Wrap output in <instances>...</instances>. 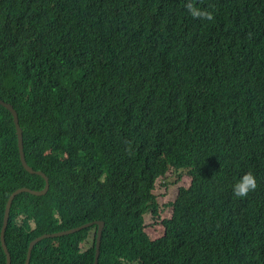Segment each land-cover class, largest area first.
<instances>
[{"label": "trees", "instance_id": "obj_1", "mask_svg": "<svg viewBox=\"0 0 264 264\" xmlns=\"http://www.w3.org/2000/svg\"><path fill=\"white\" fill-rule=\"evenodd\" d=\"M185 4L0 0V99L49 178L47 194L12 202L11 264L35 238L96 221L98 264H264V0H197L213 20ZM171 169L191 186L152 241L144 217H159L155 185ZM249 170L258 187L234 197ZM45 186L0 105V264L9 197ZM96 239L93 225L42 240L30 264H94Z\"/></svg>", "mask_w": 264, "mask_h": 264}, {"label": "water", "instance_id": "obj_2", "mask_svg": "<svg viewBox=\"0 0 264 264\" xmlns=\"http://www.w3.org/2000/svg\"><path fill=\"white\" fill-rule=\"evenodd\" d=\"M0 105L7 108L12 113V115L14 117L22 165L30 174L41 175L46 181V186L41 191L40 190L39 191L38 190H31L28 188H20V189L16 190L14 193H12L11 196L9 197V200H8L7 206H6V210H5V214H4V222H3L2 232H1V244H2V248H3V250L6 254V257H7V264H11V256H10V253H9L7 245H6L5 233H6V229H7L8 225H9V221H10V211H11V207H12V202L17 195L24 193V192L30 193L31 195H34V196H42V195L46 194L49 190V178L41 171H34L27 164V161L25 158V153H24V147H23V130H22L20 123H19V117H18L17 111L14 109V107L11 104H7L4 101H2L1 99H0ZM93 225L98 226L97 240H96V256H95V263H94V264H98L99 257H100L101 238H102V234H103L104 226H105V224L103 222L86 223V224H83V225L76 227V228H72V229L61 231V232L54 233V234H45L43 236L36 238L35 240L30 242V246H29V250H28V257H27L25 264H30L32 249L41 240L74 234V233H76L82 229L89 228Z\"/></svg>", "mask_w": 264, "mask_h": 264}, {"label": "rangeland", "instance_id": "obj_3", "mask_svg": "<svg viewBox=\"0 0 264 264\" xmlns=\"http://www.w3.org/2000/svg\"><path fill=\"white\" fill-rule=\"evenodd\" d=\"M191 185V177L186 171L169 170L164 178L157 181L155 187V196L157 199L159 218L153 217L151 214L145 215L146 232L151 239L156 240L164 235V225L162 222L171 218L172 209L165 206L176 200L181 188H188ZM78 224L76 220L69 221L67 219L61 220L57 228H63L64 226H74ZM13 225V223H11ZM89 240L85 243L84 248H87L93 237V231L89 235Z\"/></svg>", "mask_w": 264, "mask_h": 264}, {"label": "clouds", "instance_id": "obj_4", "mask_svg": "<svg viewBox=\"0 0 264 264\" xmlns=\"http://www.w3.org/2000/svg\"><path fill=\"white\" fill-rule=\"evenodd\" d=\"M186 10L188 11L189 15H191L193 17V19H206V20H213L214 19V13L209 12L207 10L201 9L200 7L197 6V0H186V4H185ZM3 101V100H2ZM5 102V101H4ZM6 103V102H5ZM9 104V103H7ZM4 107V106H3ZM7 109V108H6ZM8 110V109H7ZM9 111V110H8ZM10 112V111H9ZM11 113V112H10ZM12 114V113H11ZM13 116V115H12ZM19 117V115H18ZM14 119V117H13ZM20 123V122H19ZM23 130V129H22ZM23 147H24V137H23ZM19 148V146H18ZM129 151H131V146H129ZM20 153V150H19ZM25 153V151H24ZM26 158V155H25ZM21 160V157H20ZM27 161V160H26ZM22 163V162H21ZM28 164V163H27ZM24 167V166H23ZM25 169V168H24ZM33 169V168H32ZM26 170V169H25ZM27 171V170H26ZM28 172V171H27ZM161 179V178H160ZM159 180V179H158ZM157 180V181H158ZM157 183V182H156ZM191 186V185H190ZM156 187V185H155ZM258 187V183H257V178L254 174L253 171L249 170L247 173H245L242 177L239 178V180H237L234 185L232 186V191H233V195L236 198H246L248 196V194L254 190H256V188ZM189 188V187H188ZM187 189V188H186ZM155 191V190H154ZM47 194V193H46ZM155 194V193H154ZM45 195V194H44ZM43 196V195H42ZM177 199V198H176ZM170 208V207H169ZM172 209V208H171ZM172 215H173V210H172ZM173 216H171L172 219ZM145 218V217H144ZM156 218V217H155ZM159 218V217H158ZM167 220V219H166ZM96 222H103V221H96ZM96 222H90V223H96ZM105 224V222H103ZM163 224V222H162ZM146 226V224H145ZM79 227V226H78ZM76 228V227H75ZM105 229V226H104ZM165 230V227H164ZM146 231V229H145ZM97 232H98V226H97ZM58 233V232H56ZM147 233V232H146ZM165 233V231H164ZM45 235V234H44ZM103 235V234H102ZM43 236V235H42ZM149 236V235H148ZM38 238V237H37ZM55 238V237H54ZM149 238L151 239V237L149 236ZM161 238V237H160ZM36 239V238H35ZM34 239V240H35ZM45 240V239H44ZM97 240V239H96ZM152 241H155L153 239H151ZM157 240V239H156ZM33 241V240H32ZM42 241V240H41ZM102 241V238H101ZM30 246V245H29ZM35 247V246H34ZM33 247V248H34ZM8 248V247H7ZM101 248V247H100ZM29 250V249H28ZM33 250V249H32ZM9 251V250H8ZM96 251V250H95ZM5 253V252H4ZM96 253V252H95ZM96 256V255H95ZM27 257H28V253H27ZM31 259V258H30Z\"/></svg>", "mask_w": 264, "mask_h": 264}]
</instances>
